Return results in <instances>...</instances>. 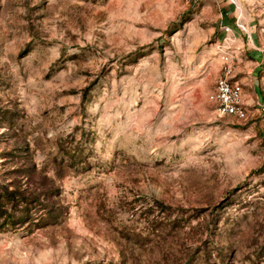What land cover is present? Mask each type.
<instances>
[{"label": "rangeland", "instance_id": "rangeland-1", "mask_svg": "<svg viewBox=\"0 0 264 264\" xmlns=\"http://www.w3.org/2000/svg\"><path fill=\"white\" fill-rule=\"evenodd\" d=\"M235 2L0 0V178L53 188L44 220L0 232V264H264V60L247 47L264 0ZM227 5L241 119L209 99Z\"/></svg>", "mask_w": 264, "mask_h": 264}, {"label": "trees", "instance_id": "trees-1", "mask_svg": "<svg viewBox=\"0 0 264 264\" xmlns=\"http://www.w3.org/2000/svg\"><path fill=\"white\" fill-rule=\"evenodd\" d=\"M10 170L4 172L6 175ZM11 172V178H0V232L8 228H16L27 222L37 223L44 220L51 212L45 200L52 196V186L45 175L40 176L41 182L33 185L32 179L21 183L20 176ZM45 195V196H44ZM41 196H44L41 199ZM43 210V211H42ZM45 211V212H44Z\"/></svg>", "mask_w": 264, "mask_h": 264}, {"label": "built area", "instance_id": "built-area-1", "mask_svg": "<svg viewBox=\"0 0 264 264\" xmlns=\"http://www.w3.org/2000/svg\"><path fill=\"white\" fill-rule=\"evenodd\" d=\"M186 1L198 3L202 0ZM231 1L236 3L235 0ZM235 25L237 28L243 29L237 17L235 18ZM220 27L223 36L216 46V53L218 54L221 66L214 88L209 94V99L215 104V109L219 115H229L241 119L246 116V106L242 100V83L235 79L234 63L237 56L234 50L230 48L235 35H233L231 26L220 24Z\"/></svg>", "mask_w": 264, "mask_h": 264}, {"label": "crops", "instance_id": "crops-1", "mask_svg": "<svg viewBox=\"0 0 264 264\" xmlns=\"http://www.w3.org/2000/svg\"><path fill=\"white\" fill-rule=\"evenodd\" d=\"M223 10H224V13L226 16L224 17L223 20H221V22H220L221 25L227 24V25L231 26L233 29V35H236V31L234 30V29H236L235 18H234V15L232 13L231 6L227 5L223 8ZM219 30H221V27L219 28ZM222 36H223V33H222ZM251 36L252 35L250 34V37ZM237 41L240 42L239 37L237 38ZM247 47H253V50H255V51H253L255 59L264 60V48H262V47H264V37H260V35H258L257 39H255V40L251 39V44H248Z\"/></svg>", "mask_w": 264, "mask_h": 264}]
</instances>
